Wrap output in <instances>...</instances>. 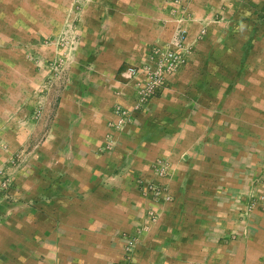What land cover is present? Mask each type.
<instances>
[{
  "label": "crops",
  "instance_id": "crops-1",
  "mask_svg": "<svg viewBox=\"0 0 264 264\" xmlns=\"http://www.w3.org/2000/svg\"><path fill=\"white\" fill-rule=\"evenodd\" d=\"M74 2L0 0V168L24 155L0 192V264H264V210L246 237L237 219L264 166V0H185L181 20L173 0H86L69 74L47 86L34 60ZM178 27L191 50L165 92L109 127L136 102L126 67ZM157 157L171 199L149 201L136 179Z\"/></svg>",
  "mask_w": 264,
  "mask_h": 264
},
{
  "label": "rangeland",
  "instance_id": "rangeland-1",
  "mask_svg": "<svg viewBox=\"0 0 264 264\" xmlns=\"http://www.w3.org/2000/svg\"><path fill=\"white\" fill-rule=\"evenodd\" d=\"M173 1L176 5L179 6V13H180L179 18H180V20L181 19H187L189 17V14L187 13L185 0H173ZM84 2H86V0H75V2L73 4H70L69 15L66 17L67 19L65 20V23L63 24L62 28H59V30L55 34L51 35L50 37L46 36V38L42 42L43 44H52L53 45V47H54V54L53 55L54 56L50 59H45V60H43L42 58L35 57V60H34L35 64L38 67L44 68L47 71V74L44 75L45 76L44 80H47V86H50L51 79L58 78L59 76L60 77L58 79H60L64 72L66 74H69V65H68L69 60H70L71 55H73V52L75 51L74 49L76 47L77 37L79 35V33L77 31L78 28L76 25L77 12H75L74 10H77L78 7L80 5H82V3H84ZM71 13H73L72 16H70ZM74 13H75V17H74ZM178 29H182V28L178 27L177 30ZM177 30H176V32H177ZM176 32H175V34H176ZM201 34H203V33H201ZM185 36H186V32H185ZM184 44H185V49L183 52L184 54H183L182 63L180 65H178L173 71H171L169 74L166 75V80H165L164 84L159 89H157L153 94H151L144 102L138 103V96H139L138 95V93H139L138 87L140 84H144L146 82L145 76L143 74H140V73L137 75H134V76H130L128 71H126V69L128 67H131V66H139V65L146 64L145 62H147L148 54L154 46L174 48V44H173L172 40L168 43H165V44H153L151 46L150 50L148 51V53L146 54L145 59L143 61H141L138 64H132V65H129L126 67V69L124 71V72H126L125 77L128 79H134L135 80L134 88H135L136 95H137L136 102L132 107H125L119 103H116L114 105V109H113L114 113H115V108L117 106H120L121 108L128 110V116H127V119L125 120V122L122 124V126H120L119 128H115V127L110 125V123L112 121H115L117 119V115L115 113L116 119L111 120L109 122V127H111L112 129H115V130H120L123 127V125H125L126 123H130L135 119V113L139 110H142L144 108L145 104L152 97L159 96L165 92V90L168 86L169 76H171L180 66L183 65V63L186 60L188 53L191 50V47L189 45H186L185 39H184ZM107 136H108V138L106 139V147L111 148L115 144L114 139H113V135L110 132L109 135H107ZM160 161L166 163L165 171L162 174L158 173V171L156 169V166ZM23 163H24V155L20 154V153L14 154L9 158L8 162L6 163L7 165L0 168V170H2V172L5 173V175H7L9 178L8 187L6 189L0 190V192H4V193H1L2 195L3 194L6 195V192L11 187L12 169H14L18 166H22ZM170 167H171V164L167 158L157 157L153 161H151V163H150V168H151V171L153 174L152 177L146 178V179L142 178V177L141 178L137 177L136 183H137L141 193L143 194V196H145L149 201H161V200L171 199L170 198L171 195L169 194L167 187L158 179L162 176L167 175L169 173ZM0 177H1V175H0ZM157 190H158V192L156 193ZM237 200H238L237 219H238V222L240 225V230L244 234V236L246 237L251 233L252 229L256 228L253 225L254 220H255V213H256L255 210L256 209L264 210V166H262L260 171L257 172L256 174H254L252 179H250L249 187L246 189L245 192H243L237 196ZM155 211L156 210H154V208H152L151 205H148L146 208L143 209V216L146 219L148 218V219L152 220L156 216ZM144 224H145V222L142 223L141 226H140V224L136 225V227L134 229V231L136 233L132 232V234H126V235H131L132 237H134V239H135L134 240V246L138 242L137 233L140 231V227L145 228Z\"/></svg>",
  "mask_w": 264,
  "mask_h": 264
},
{
  "label": "built area",
  "instance_id": "built-area-1",
  "mask_svg": "<svg viewBox=\"0 0 264 264\" xmlns=\"http://www.w3.org/2000/svg\"><path fill=\"white\" fill-rule=\"evenodd\" d=\"M185 31L178 29L172 39L174 48L154 46L147 58L146 64L139 66H131L126 69L130 76L143 74L146 78L144 84L138 87V103L144 102L151 94L159 89L166 80V75L173 71L183 61V52L185 49L184 44ZM117 119L110 123L111 126L119 128L125 122L128 116V110L117 106L115 108ZM166 163L160 161L156 169L158 173L162 174L165 171ZM0 190L6 189L9 184V178L5 173L0 170ZM158 190L156 191V193ZM126 249L130 250L134 246V237L125 235Z\"/></svg>",
  "mask_w": 264,
  "mask_h": 264
}]
</instances>
